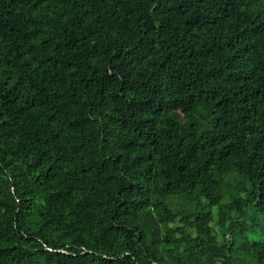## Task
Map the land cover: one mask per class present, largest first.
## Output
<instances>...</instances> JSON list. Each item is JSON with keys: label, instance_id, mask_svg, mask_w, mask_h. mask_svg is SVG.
I'll list each match as a JSON object with an SVG mask.
<instances>
[{"label": "trees", "instance_id": "trees-1", "mask_svg": "<svg viewBox=\"0 0 264 264\" xmlns=\"http://www.w3.org/2000/svg\"><path fill=\"white\" fill-rule=\"evenodd\" d=\"M0 264H264V0H0Z\"/></svg>", "mask_w": 264, "mask_h": 264}]
</instances>
